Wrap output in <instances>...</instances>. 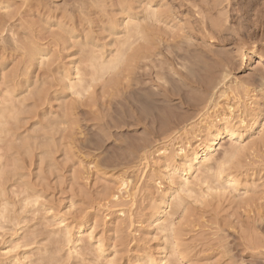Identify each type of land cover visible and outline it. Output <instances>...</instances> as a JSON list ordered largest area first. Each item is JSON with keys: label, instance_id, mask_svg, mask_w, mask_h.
Here are the masks:
<instances>
[{"label": "rangeland", "instance_id": "obj_1", "mask_svg": "<svg viewBox=\"0 0 264 264\" xmlns=\"http://www.w3.org/2000/svg\"><path fill=\"white\" fill-rule=\"evenodd\" d=\"M254 54L264 0H0V264H264Z\"/></svg>", "mask_w": 264, "mask_h": 264}, {"label": "bare ground", "instance_id": "obj_2", "mask_svg": "<svg viewBox=\"0 0 264 264\" xmlns=\"http://www.w3.org/2000/svg\"><path fill=\"white\" fill-rule=\"evenodd\" d=\"M150 11H152V10H150ZM148 12V11H147ZM150 14V13H149ZM155 15V17H156V13L154 14ZM150 16H152V15H150ZM155 17H153L154 19H156ZM160 19V18H159ZM158 21V20H157ZM134 22V21H133ZM131 23V22H130ZM130 23H128V24H130ZM127 25V24H126ZM131 25V24H130ZM135 25V24H134ZM139 25V24H138ZM110 27V26H109ZM129 27V26H128ZM139 28V27H138ZM142 28V27H141ZM134 31V30H133ZM140 32V31H139ZM142 32V31H141ZM144 32H145V30H144ZM127 33L128 32H126V35H127ZM147 33V32H146ZM130 35V34H129ZM146 35H148V34H146ZM135 37V36H134ZM149 38V37H148ZM150 39V38H149ZM128 41V40H127ZM136 41H138V40H136ZM144 42V41H143ZM151 43V42H150ZM125 45H126V41H125ZM133 45V44H132ZM120 47V46H119ZM135 47V46H134ZM128 48V47H127ZM126 48V49H127ZM138 48V47H137ZM136 48V49H137ZM119 49V48H118ZM145 49V48H144ZM142 50H143V48H142ZM141 50V51H142ZM127 51V50H126ZM139 51V50H138ZM240 51V50H239ZM134 51H132V53H133ZM136 52V51H135ZM140 53V52H139ZM239 53H241V52H239ZM146 54V53H145ZM130 55V54H129ZM132 55V54H131ZM134 55H135V53H134ZM94 56H96V55H94ZM142 56V55H141ZM140 56V57H141ZM147 56V55H146ZM185 56V55H184ZM183 56V57H184ZM105 57V56H104ZM108 57V56H107ZM116 57V56H115ZM114 57V58H115ZM133 57V56H132ZM136 57H137V55H136ZM187 57V56H186ZM185 57V58H186ZM129 58V57H128ZM138 58V57H137ZM143 58V57H142ZM99 59V58H98ZM123 59V58H122ZM130 59V58H129ZM134 59V58H133ZM188 59V58H187ZM190 59V58H189ZM192 59V58H191ZM92 60V59H91ZM90 60V61H91ZM114 60V59H113ZM142 60V59H141ZM193 60V59H192ZM93 61H94V59H93ZM117 61V60H116ZM123 61V60H122ZM96 62V61H95ZM111 62V61H110ZM109 62V63H110ZM113 62V61H112ZM118 62H119V60H118ZM129 62H131V60L129 61ZM133 62V61H132ZM192 62V61H191ZM91 63V62H90ZM92 63H94V62H92ZM105 63H106V61H105ZM195 63V62H194ZM250 63H257L259 66H261L262 67V69H264V56H261V55H256V54H254V55H251L250 56ZM108 64V63H107ZM111 64V63H110ZM128 64H130V63H128ZM198 64V63H197ZM93 65V64H92ZM96 65V64H95ZM113 65H114V63H113ZM108 66V65H107ZM106 65H105V67H107ZM191 66H193V65H191ZM196 66V65H195ZM96 67V66H95ZM113 67H115V66H113ZM111 68V67H110ZM102 69H105V68H102ZM108 70H109V68H107ZM259 69V68H258ZM257 69V70H258ZM261 69V70H262ZM110 71V70H109ZM97 76V75H96ZM182 76V75H181ZM189 77V76H188ZM210 77V76H209ZM258 77V76H257ZM211 78V77H210ZM255 78H256V76H255ZM257 79V78H256ZM258 80H262L261 82L263 83V80H264V70H262V72H260V75H259V77H258ZM257 80V81H258ZM261 83V84H262ZM210 84V83H209ZM264 84V83H263ZM138 86V85H137ZM207 86V85H206ZM138 88V87H137ZM139 90V89H138ZM174 90V89H173ZM138 92V91H137ZM142 92V91H141ZM150 94V93H149ZM154 95V94H153ZM155 95H156V93H155ZM154 95V96H155ZM135 96V95H134ZM145 96V95H144ZM158 96V95H157ZM140 99H142V96H141V98ZM139 99V100H140ZM147 99H148V97H147ZM155 99H156V97H155ZM143 100V99H142ZM145 100H146V97H145ZM144 100V101H145ZM150 100V99H149ZM199 101V100H198ZM149 102H152V101H149ZM148 102V103H149ZM139 104V103H138ZM143 104V103H142ZM151 104V103H150ZM152 106V105H151ZM150 106V107H151ZM157 107V106H156ZM150 109V108H149ZM154 110V109H153ZM228 119V118H227ZM212 122V121H211ZM224 122V121H223ZM232 122L231 121H227L226 123H225V126H223V128H220L219 126H218V123L217 122H213L212 123V125L211 126H209V128L207 129V135L206 136H204V137H202V138H198L197 139V141L199 142V144H198V146H197V148H193V147H189V149H191L190 151H186V148H180L179 149V152L177 153V155L175 156V158H181V160L183 159L185 162H184V165H185V169L187 168V172L190 174V173H192L194 170H196L195 169V167L197 166H199V168H201V167H203L204 168V170L205 169H208L210 172L213 170V167L211 168L210 166H208L206 163H209L210 161H211V156H212V153L214 152V149H215V147L219 144V140L221 139V137H222V132H225L226 133V135L228 136V138H229V140L230 141H233V139H236V137H237V135H238V128H237V126L236 125H232L231 124ZM163 124H165V123H163ZM241 124L242 125H244L245 124V122L242 120L241 121ZM220 125V124H219ZM224 125V124H223ZM240 129V128H239ZM240 137V136H239ZM228 140V141H229ZM225 143V142H224ZM226 144V143H225ZM236 147V146H235ZM232 148H233V146H232ZM232 148H230V149H232ZM233 150H235V148H233ZM232 153V152H231ZM227 154V153H226ZM226 156V155H225ZM231 156V155H230ZM228 157V156H227ZM226 157V158H227ZM229 158H231V157H229ZM228 159V158H227ZM213 160V159H212ZM223 160H224V158H223ZM219 165V164H218ZM220 166H221V164H220ZM184 167V166H183ZM196 167V168H197ZM226 167V166H225ZM202 168V169H203ZM212 170H211V169ZM223 169V168H222ZM209 171H206V172H209ZM215 171V170H214ZM176 172V171H175ZM174 172V173H175ZM214 173V172H213ZM222 173V172H221ZM220 173V174H221ZM223 173H224V170H223ZM200 174V173H199ZM203 174H205V173H203ZM203 174H201V175H203ZM211 174H212V172H211ZM215 176V175H214ZM216 176H217V173H216ZM186 178V177H185ZM217 180H218V178H217ZM221 181V180H220ZM190 182V181H189ZM219 182V181H218ZM125 183V182H124ZM183 183V182H182ZM226 183V182H225ZM227 183L229 184V185H233L232 183V180H227ZM185 186H186V188H187V186L189 185V184H191V183H188V180L186 179L185 180ZM184 184L182 185V187L184 186ZM124 185H126V184H124ZM223 185V184H222ZM208 186H210V185H208ZM189 187V186H188ZM190 187H191V185H190ZM124 188V187H123ZM127 188V187H126ZM213 188V187H212ZM210 189H211V187H210ZM231 189V188H230ZM174 190V189H173ZM181 190V189H180ZM187 190V189H186ZM210 191V190H209ZM208 191V192H209ZM210 192H212V189H211V191ZM216 192H217V190H216ZM121 193V192H120ZM213 194V193H212ZM207 195V194H206ZM209 195V194H208ZM211 195V194H210ZM180 200V199H179ZM165 202V201H164ZM166 203V202H165ZM167 205V204H166ZM163 212H164V210H163ZM166 212V211H165Z\"/></svg>", "mask_w": 264, "mask_h": 264}]
</instances>
